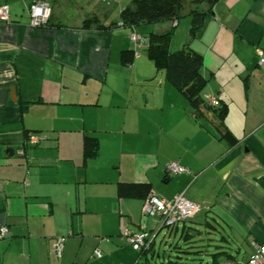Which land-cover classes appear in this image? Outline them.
<instances>
[{
  "label": "crops",
  "instance_id": "obj_1",
  "mask_svg": "<svg viewBox=\"0 0 264 264\" xmlns=\"http://www.w3.org/2000/svg\"><path fill=\"white\" fill-rule=\"evenodd\" d=\"M32 1L0 0L10 8L0 21V227L9 231L0 264H244L264 242V62L255 51L264 49V0H183L176 22L141 27L172 30L171 50L187 43L202 56L201 93L219 98L222 118L196 112L148 57L146 39L134 45L119 26L131 0H48L41 26L30 24ZM195 9L206 14L189 37ZM123 50H134L130 61ZM170 161L188 171L168 172ZM120 183L199 205L166 227L173 260L155 252L165 227L144 215L146 195L123 197ZM125 228L149 232L151 248L133 249Z\"/></svg>",
  "mask_w": 264,
  "mask_h": 264
},
{
  "label": "trees",
  "instance_id": "obj_2",
  "mask_svg": "<svg viewBox=\"0 0 264 264\" xmlns=\"http://www.w3.org/2000/svg\"><path fill=\"white\" fill-rule=\"evenodd\" d=\"M208 1L211 2L212 0ZM182 3L183 0H131V3L126 5L121 11V24L119 26L130 28V34L136 33L140 35L141 41L139 44L142 43L143 39H146L148 57L157 64V67L159 65L163 66L167 81L185 96L196 112L208 108L212 109L219 118H222L225 113V106H221L219 98L215 94L219 102L218 106L212 107L204 103L203 95L205 93H201V90L206 78L201 73L202 56L189 48L187 43L176 50H171L172 30L163 33L152 32L144 36V34L137 32L135 29L143 23L152 24L163 20L176 22L180 16ZM188 14L191 19L188 35L192 37L196 35L202 26L206 12L202 9H195ZM92 22L95 21L85 20L83 27L89 26ZM133 53L134 50H123L124 60L130 61ZM218 131L221 137L229 139L232 136L231 132L223 126L219 125ZM118 192L123 197H145V195L147 197L150 189H148L147 183H120ZM190 219L180 224H184ZM150 248L151 246L146 249L142 248L141 251L149 250Z\"/></svg>",
  "mask_w": 264,
  "mask_h": 264
},
{
  "label": "built area",
  "instance_id": "obj_3",
  "mask_svg": "<svg viewBox=\"0 0 264 264\" xmlns=\"http://www.w3.org/2000/svg\"><path fill=\"white\" fill-rule=\"evenodd\" d=\"M30 16V24L32 26H41L47 23L51 14V4L47 0H34L26 5ZM9 5L6 2L0 3V21L9 20ZM121 24V23H120ZM130 40L134 45H138L141 41L140 35L131 33ZM256 53L260 56L259 62H264V49L255 48ZM204 103L208 106L216 107L219 105L217 97L211 93L203 95ZM34 142V139L31 140ZM167 171L172 174H181L188 171L185 166L179 165L177 162L170 161L166 167ZM145 216L152 218L154 222L161 227H173L185 220L192 218L199 210V205L185 198L183 193L175 194L170 200H165L150 192L143 202L142 207ZM9 233L6 226L0 227V238H4ZM123 240L130 244L135 250L148 248L153 240V236L147 231L132 232L125 228L122 232ZM65 236H58L52 245V255L58 258L62 255ZM97 257L101 256L98 249L94 250ZM217 264H238L232 259L222 258ZM244 264H264V242L253 243L252 252Z\"/></svg>",
  "mask_w": 264,
  "mask_h": 264
},
{
  "label": "rangeland",
  "instance_id": "obj_4",
  "mask_svg": "<svg viewBox=\"0 0 264 264\" xmlns=\"http://www.w3.org/2000/svg\"><path fill=\"white\" fill-rule=\"evenodd\" d=\"M161 22H165V21H161ZM144 25H146V24H144ZM142 26H143V24L139 25L140 31H142L143 34L149 33V30L146 31L145 29H142L141 28ZM171 48H172V46H171ZM165 232L167 233L166 227L163 229V232L159 233L158 236L156 237L154 249H155V252L159 253L161 256H163L165 254V255H167L168 258L170 256L171 260H173L174 259L173 257L177 254V252H175V251H177L179 248L175 246L176 241H174L172 243L171 240H168L169 236L167 234L164 235ZM173 238L174 237L172 236V239ZM179 246H181L182 250L187 249V248H185V245L182 243H180ZM180 255H183V253H180ZM184 259H185V257H184Z\"/></svg>",
  "mask_w": 264,
  "mask_h": 264
},
{
  "label": "water",
  "instance_id": "obj_5",
  "mask_svg": "<svg viewBox=\"0 0 264 264\" xmlns=\"http://www.w3.org/2000/svg\"><path fill=\"white\" fill-rule=\"evenodd\" d=\"M6 151L9 152V155H12L14 153V148H7Z\"/></svg>",
  "mask_w": 264,
  "mask_h": 264
}]
</instances>
